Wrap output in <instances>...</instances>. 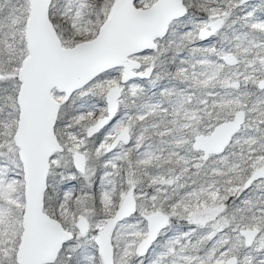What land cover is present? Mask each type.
Returning a JSON list of instances; mask_svg holds the SVG:
<instances>
[{"label": "snow or ice", "instance_id": "obj_1", "mask_svg": "<svg viewBox=\"0 0 264 264\" xmlns=\"http://www.w3.org/2000/svg\"><path fill=\"white\" fill-rule=\"evenodd\" d=\"M0 264H264V0H0Z\"/></svg>", "mask_w": 264, "mask_h": 264}]
</instances>
